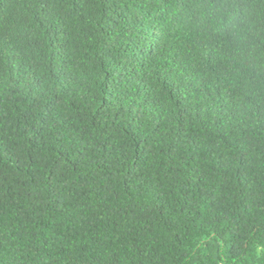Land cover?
Here are the masks:
<instances>
[{"label":"trees","instance_id":"16d2710c","mask_svg":"<svg viewBox=\"0 0 264 264\" xmlns=\"http://www.w3.org/2000/svg\"><path fill=\"white\" fill-rule=\"evenodd\" d=\"M0 264H264V0H0Z\"/></svg>","mask_w":264,"mask_h":264}]
</instances>
